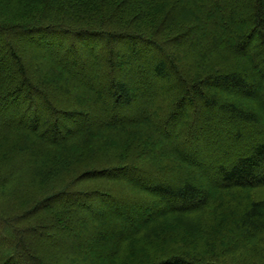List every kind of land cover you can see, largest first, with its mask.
<instances>
[{"label": "trees", "instance_id": "1", "mask_svg": "<svg viewBox=\"0 0 264 264\" xmlns=\"http://www.w3.org/2000/svg\"><path fill=\"white\" fill-rule=\"evenodd\" d=\"M82 212L95 264H264V0H0V264H91Z\"/></svg>", "mask_w": 264, "mask_h": 264}, {"label": "rangeland", "instance_id": "2", "mask_svg": "<svg viewBox=\"0 0 264 264\" xmlns=\"http://www.w3.org/2000/svg\"><path fill=\"white\" fill-rule=\"evenodd\" d=\"M18 15H20V14H18ZM191 27H193V26H191ZM22 39H20V40L17 41V44L19 46H24V44H26L25 41L28 42L30 40L31 41L32 40H36L39 43V39H35L33 37H29V38L28 37H25V38H22ZM189 40L190 41L188 43V46L185 47V48H183V49H185V51H191V52H193L194 49H196L197 51H199V50L204 49L206 47H210V45H211V43L209 42V40H207V39H201V34L196 33V32H193L191 34ZM56 42L57 43H60L59 40H56ZM240 52H242V51H240ZM33 61H31V62H33ZM137 83H138V86L139 87H144V88L146 87L145 84H141L138 81H137ZM138 102H140V104H141V106L139 107L140 110L141 109H142V111H143V109L145 110V103H143L144 101H138ZM142 114L143 113L141 112L140 115L142 116ZM161 134L163 135V137H165V139H168V138L171 137L170 136V133L168 131L164 130V129L161 130ZM179 145H180V143H179ZM179 147L177 146V144H174V148L175 149H179L180 150ZM208 154H209L208 151H205L204 153L202 152L201 155H200V158H202L203 156L205 157ZM188 159H189V161H192L191 158H188ZM205 162H207V161H205ZM200 170L204 174V172H205L204 169L201 168ZM120 175H125V174L124 173H119V177H121ZM61 177H63V176L62 175L57 176L55 182H58L60 180H63V178H61ZM130 179L132 180L131 177H130ZM134 181L133 182L135 184H137V185H141V184L145 185L143 183V181H139V180H134ZM70 204L71 205H74L73 202H70ZM148 209H149V207H148ZM119 211L116 213V216L117 217H121L123 219H126L127 218L126 217V214L123 213V212H121V211L119 212ZM143 211L145 212L147 210L145 209ZM95 212H96V214H95L96 217H104V216H106V215L109 214V212H106V211H99L98 212V210H96V209H95ZM144 212H142L137 217V218H139V221H141L142 219H144L146 217L145 215H143ZM93 217L94 216H88V215H86V214H84L82 212V214L80 216H78L79 221H80L79 224H77V223H75V224L70 223L69 225H65L66 227H64L62 225L61 226V229L63 228L62 231L55 232V235L53 234L55 236V238H56V241H57V239H59L60 241H64V240L67 239L65 242H63V244L66 245L65 246L66 248H69V247H78V248L79 247H82V248L86 249V251H88L91 254V255L90 254L87 255V257H89V259L92 261V262H90L91 264H95V263H97V261L100 262L101 260L107 258L108 257V254H109V249L113 246V244H107V243L106 244H100V243L98 244L97 242H91V243L88 242L86 244L85 241H83L84 238H81V234L82 233L79 230L81 229V227L86 226L87 223L91 219H93ZM118 224L119 225H123L122 222H120ZM172 234L174 235V238H182V237H184L182 234H180L179 236H177L175 232H173ZM69 236H72L70 240H69ZM197 237H198V235L196 236V238ZM174 243L177 246L179 244V241H177V242L174 241ZM156 247H157V241L153 240V237H151L149 234H146V235H144V237H141L138 240V243L135 244L134 248L131 249V251H130L131 256H128V257H125V258H123L124 256H122V257L120 256L121 258H123V260H121L119 263L122 262L124 264H140V263H138L139 261L142 262V261L149 260L150 259V256L149 255L150 254H153V253H156L155 252ZM215 248H216V251H217V247H215ZM213 250H215V249H213ZM155 256H156V254L154 255V257ZM57 260H60V257H58Z\"/></svg>", "mask_w": 264, "mask_h": 264}]
</instances>
